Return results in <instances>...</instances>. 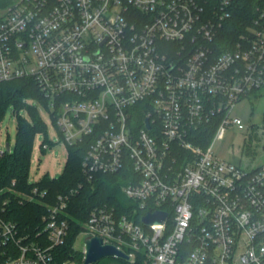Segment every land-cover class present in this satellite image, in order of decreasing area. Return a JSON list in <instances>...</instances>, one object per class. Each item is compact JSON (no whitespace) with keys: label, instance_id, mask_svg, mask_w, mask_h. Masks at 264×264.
I'll list each match as a JSON object with an SVG mask.
<instances>
[{"label":"built area","instance_id":"obj_1","mask_svg":"<svg viewBox=\"0 0 264 264\" xmlns=\"http://www.w3.org/2000/svg\"><path fill=\"white\" fill-rule=\"evenodd\" d=\"M235 1L15 0L0 10V83H36L67 151L84 147L88 180L134 172L123 193L135 206L95 207L86 240L144 264H264V163L248 171L213 150L246 129L232 112L264 87V0L231 40ZM15 185L0 188V264H58L79 188L58 195L31 234L7 218L12 197L47 191ZM155 212L163 223L142 222Z\"/></svg>","mask_w":264,"mask_h":264},{"label":"trees","instance_id":"obj_2","mask_svg":"<svg viewBox=\"0 0 264 264\" xmlns=\"http://www.w3.org/2000/svg\"><path fill=\"white\" fill-rule=\"evenodd\" d=\"M255 2L256 0L235 1L233 17L223 31L230 34L231 40L248 26ZM9 3L10 0H0V10ZM28 98H34L47 106L32 79L0 83V120L8 106H14L16 109L25 108L30 113V120L18 119L15 153H5L0 159V188L11 187L15 181L14 188L17 191L29 193L34 187H38L40 191H47V196L41 201L26 202L12 197L7 218L16 222L22 231L26 230L31 234L42 229V217L47 213V206L53 205L58 195L79 188L78 194L74 195L68 204L66 217L69 230L65 244L54 252L56 262L61 264L70 259L82 258L74 248L75 242L95 207L112 206L117 209L119 215H122L127 214L128 210L135 206L123 193V187L131 183L135 175L129 164L116 174H97L92 180H88L82 172L85 149L83 146H74L68 147V161L60 178L51 179L46 175L40 183L30 185L28 178L34 139L37 133L45 132L46 125L37 109L26 104ZM204 137L205 143L208 139L210 143L213 132ZM120 264H144V255L142 253L136 255L135 262L122 261Z\"/></svg>","mask_w":264,"mask_h":264},{"label":"rangeland","instance_id":"obj_3","mask_svg":"<svg viewBox=\"0 0 264 264\" xmlns=\"http://www.w3.org/2000/svg\"><path fill=\"white\" fill-rule=\"evenodd\" d=\"M14 1L10 0V3ZM25 102L37 109L46 125L45 132L37 133L34 139L28 182L30 185L38 184L46 175L51 179H58L64 173L68 161L66 145L60 141V133L55 127L48 106L34 98H28ZM232 116L240 118L246 129L231 128L222 140L215 142L213 150L216 155L230 161L239 160L240 165L250 171L264 163V87L255 95H250L239 102ZM19 118L30 120L29 111L8 106L0 120L1 145L6 149V144L9 143L12 154L16 151ZM45 143L49 145L47 150L42 149ZM85 243L86 237L79 235L74 248L82 258L72 259V264H84ZM122 261L124 260L117 257H106L94 264H120Z\"/></svg>","mask_w":264,"mask_h":264},{"label":"water","instance_id":"obj_4","mask_svg":"<svg viewBox=\"0 0 264 264\" xmlns=\"http://www.w3.org/2000/svg\"><path fill=\"white\" fill-rule=\"evenodd\" d=\"M146 125L149 127L148 120H146ZM6 150L7 152L10 150L9 143L6 144ZM166 217L167 215L163 212L148 213L142 218V222L145 224L163 223ZM106 257H117L124 261L129 260V256L115 246L103 244L100 237H92L86 240L84 264H94Z\"/></svg>","mask_w":264,"mask_h":264},{"label":"crops","instance_id":"obj_5","mask_svg":"<svg viewBox=\"0 0 264 264\" xmlns=\"http://www.w3.org/2000/svg\"><path fill=\"white\" fill-rule=\"evenodd\" d=\"M222 158H224V159L227 160V161H230L229 159H226L225 157H222ZM230 162H233V163H239V160H236V161L231 160Z\"/></svg>","mask_w":264,"mask_h":264}]
</instances>
